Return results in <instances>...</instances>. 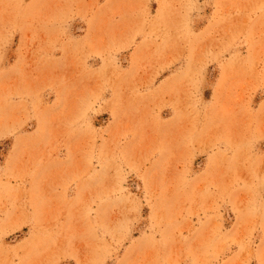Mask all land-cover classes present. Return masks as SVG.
I'll use <instances>...</instances> for the list:
<instances>
[{"label":"rangeland","instance_id":"obj_1","mask_svg":"<svg viewBox=\"0 0 264 264\" xmlns=\"http://www.w3.org/2000/svg\"><path fill=\"white\" fill-rule=\"evenodd\" d=\"M0 264H264V0H0Z\"/></svg>","mask_w":264,"mask_h":264}]
</instances>
